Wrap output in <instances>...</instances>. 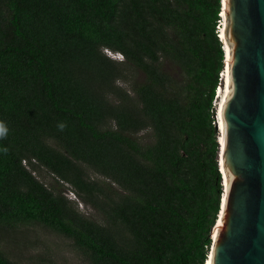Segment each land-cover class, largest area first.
Listing matches in <instances>:
<instances>
[{
    "label": "trees",
    "instance_id": "1",
    "mask_svg": "<svg viewBox=\"0 0 264 264\" xmlns=\"http://www.w3.org/2000/svg\"><path fill=\"white\" fill-rule=\"evenodd\" d=\"M221 13L222 0H0V234L39 224L89 264H206L224 195ZM0 264L17 263L0 248Z\"/></svg>",
    "mask_w": 264,
    "mask_h": 264
},
{
    "label": "water",
    "instance_id": "2",
    "mask_svg": "<svg viewBox=\"0 0 264 264\" xmlns=\"http://www.w3.org/2000/svg\"><path fill=\"white\" fill-rule=\"evenodd\" d=\"M223 9L230 83L219 165L228 189L209 258L264 264V0H222Z\"/></svg>",
    "mask_w": 264,
    "mask_h": 264
},
{
    "label": "rangeland",
    "instance_id": "3",
    "mask_svg": "<svg viewBox=\"0 0 264 264\" xmlns=\"http://www.w3.org/2000/svg\"><path fill=\"white\" fill-rule=\"evenodd\" d=\"M105 52L111 58L123 61V57L119 53L108 50ZM171 69L170 67L169 70L173 72V69ZM135 74L129 71V82L136 76ZM220 77L223 78L222 74ZM140 78L141 75H138L137 79ZM119 84L131 92L128 82L123 81ZM223 84L224 80L221 81L220 88L223 87ZM218 90L219 88L214 101L216 109L220 100L217 97ZM138 137L143 142H150L151 131H144ZM88 172L91 179L98 180L102 178L90 170ZM40 178L47 184L54 182V178L46 171L41 173ZM65 191L67 196L78 203V209L82 214L96 221H101V216L95 210L81 202L70 190L65 189ZM0 248L11 261L17 264H89L74 246L72 240L56 234L39 224L21 226L13 231L0 234Z\"/></svg>",
    "mask_w": 264,
    "mask_h": 264
},
{
    "label": "bare ground",
    "instance_id": "4",
    "mask_svg": "<svg viewBox=\"0 0 264 264\" xmlns=\"http://www.w3.org/2000/svg\"><path fill=\"white\" fill-rule=\"evenodd\" d=\"M221 16L223 18H222V26L220 27V31H221L220 32V37L223 39L224 25H225V22H226L224 9L222 10ZM223 43H224V48H225V53H226L225 70L222 73L224 84H223L222 88H219L218 95H217L218 99H220L219 103L217 105V121H218L217 125L219 126V142H220L221 149H223V147H224V125H223V121H222V107H223V102H224V100L226 98V95L228 94L229 83H230L229 82V64H228V59H227L229 47L226 44V42L224 41V39H223ZM220 152H221V150H220ZM227 189H228V182L226 180V177H224V195H223V198H222L223 203H224V201L226 199V190ZM221 219H222V212L220 211V214H219V217H218V221H217V223H216V225H215V227L213 229V237H214V239L216 238L218 226H219V223H220ZM206 264H210V258L209 257H208V260H207Z\"/></svg>",
    "mask_w": 264,
    "mask_h": 264
},
{
    "label": "clouds",
    "instance_id": "5",
    "mask_svg": "<svg viewBox=\"0 0 264 264\" xmlns=\"http://www.w3.org/2000/svg\"><path fill=\"white\" fill-rule=\"evenodd\" d=\"M59 127H63V125L61 124V125H59ZM6 132H7V128H6V126L2 123V122H0V136H3V135H5L6 134ZM0 151H7V149L5 148V149H0Z\"/></svg>",
    "mask_w": 264,
    "mask_h": 264
}]
</instances>
